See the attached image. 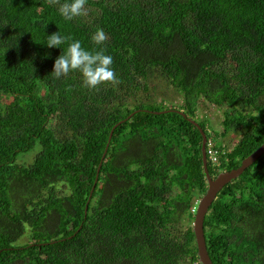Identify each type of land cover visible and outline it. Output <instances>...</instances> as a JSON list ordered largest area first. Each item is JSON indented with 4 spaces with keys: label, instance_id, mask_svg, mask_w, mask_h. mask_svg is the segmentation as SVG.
<instances>
[{
    "label": "trees",
    "instance_id": "obj_1",
    "mask_svg": "<svg viewBox=\"0 0 264 264\" xmlns=\"http://www.w3.org/2000/svg\"><path fill=\"white\" fill-rule=\"evenodd\" d=\"M58 6L0 0V264H201L191 207L207 188L203 136L188 117L216 148L243 127L220 170L264 143V0H87L70 21ZM57 30L103 47L118 82L52 77L61 50L43 42ZM157 75L181 106L140 93ZM200 99L222 109L214 136ZM171 108L186 116L154 112ZM35 147L32 163L16 161ZM204 230L214 264H264V154L219 193Z\"/></svg>",
    "mask_w": 264,
    "mask_h": 264
},
{
    "label": "clouds",
    "instance_id": "obj_2",
    "mask_svg": "<svg viewBox=\"0 0 264 264\" xmlns=\"http://www.w3.org/2000/svg\"><path fill=\"white\" fill-rule=\"evenodd\" d=\"M86 3H87V0H58L59 6H58L57 11L61 17H63L65 20L70 21L75 17H79V16L86 14V9H85ZM105 39H106L105 33H104L103 29H100V28H97L96 31L94 33H92L90 36L91 42L95 45H102L103 42L105 41ZM43 44L49 48H59L61 50L60 54L57 55L53 61L52 69L50 72L52 77L59 79L61 77L67 76L70 72H78L80 74V77H81L82 85L89 88V89H94L98 85H101L105 82H110V83L118 82V78H117V76L114 72V69L112 67L113 57L110 54H107L103 47L86 48V47L82 46L81 41L79 39H73L70 36H66V35L62 34L58 30L54 31L50 34H47ZM164 102L166 104H168L167 101H164ZM171 109H176V108H171ZM161 111H163V110H161ZM157 113H162V112H157ZM224 146H225V144H223L222 148H216L213 145V143H211V141L208 142V139H207L206 152H207L208 164H211L217 170H220V166H221L220 158L226 152L225 148H227V147L225 146V148H224ZM210 148H214L217 150V153H216L217 159L215 161L212 159V156L209 153ZM34 149H31L28 152L21 153L22 154L21 156L31 152ZM19 156H20V154L17 156L16 161L20 164L28 165V164L33 162L36 155L34 156L33 160L31 162H28V163L19 162L18 160L21 157V156L20 157ZM105 156H106V154H105ZM18 157H19V159H18ZM104 158L102 155V159L100 162L103 163ZM208 170H209V168H208ZM223 170H225V169H223ZM223 170H220L216 175L211 174L210 171H209V173L212 176V178H215ZM98 177H99V174H98ZM205 177H206V174H205ZM234 180H236V178L231 180L230 182L226 183L218 191L217 196H216L215 200L213 201V203L218 198L219 193L229 183H231ZM206 182H207V188H208L209 183H208L207 177H206ZM96 183H97V181H96ZM207 188H206V191H207ZM206 191L204 193H206ZM204 193L201 196L197 197V199L195 200V204L191 207V211L194 213V218H195L197 208L199 206V202H200L202 196L204 195ZM89 195H90V193H89ZM91 196H92V194H91ZM91 196H90V198L88 196V201H87L86 205L89 204ZM213 203H212V205H213ZM86 205H85V207H86ZM212 205H211V207H212ZM211 207L209 208L207 214L209 213ZM87 210H88V208H87ZM85 212H87V211H85ZM204 221H205V219H204ZM193 225H194V220L192 222V226ZM204 232H205V230H204ZM205 238H206V235H205ZM195 243H196V239H195ZM196 246H197V244H196ZM197 254H198V248H197ZM199 262H200V260H199Z\"/></svg>",
    "mask_w": 264,
    "mask_h": 264
},
{
    "label": "water",
    "instance_id": "obj_3",
    "mask_svg": "<svg viewBox=\"0 0 264 264\" xmlns=\"http://www.w3.org/2000/svg\"><path fill=\"white\" fill-rule=\"evenodd\" d=\"M170 110H175V111L179 112L180 114H183L186 116V113H184L182 110H179V109H167V110H163V111H154V112H165V111H170ZM133 114H134V112L131 113L130 115H128V117L132 116ZM188 119L199 128V130L201 131V134L203 136L201 152H202V157H203L204 171H205L208 183H209L206 193H204V195L202 196V198L199 202V206L197 208L195 218H194L193 229H194V233H195V239H196V244H197V248H198V256H199L200 262L202 264H214L212 259H211L210 254L208 252V249H207V243H206L205 232H204L205 216H206L209 208L211 207L213 201L215 200L218 191L226 183H228L231 180L239 177L250 165H252L260 156H262L264 154V143L262 145H260L257 149H255L252 153H250L248 156H246L242 160L241 164L238 167L232 168L229 170H223L217 175V177L212 178V176L210 175L209 170H208V160H207V152H206L207 135H206L204 129L198 123V121H196L195 119H193L191 117H188ZM124 120L125 119L119 121V123H121ZM119 123H117L115 126H117ZM114 127L110 131L109 139H108L107 145L105 147V151L103 153V158L105 157V154H106L107 149L109 147V143H110V139L113 135ZM101 164H102V162L99 163L97 176H96L95 182L93 184V187L91 189L89 198L93 192L94 186H95L96 181L98 179V174H99V169H100ZM87 208H88V205H86L85 211H87Z\"/></svg>",
    "mask_w": 264,
    "mask_h": 264
},
{
    "label": "rangeland",
    "instance_id": "obj_4",
    "mask_svg": "<svg viewBox=\"0 0 264 264\" xmlns=\"http://www.w3.org/2000/svg\"><path fill=\"white\" fill-rule=\"evenodd\" d=\"M150 81H151L150 90L147 93L141 91L140 93L142 95L146 96L147 94H150L149 98L156 99L161 102L167 101V103H169L168 105H173V106L182 105L183 98L180 95L179 91L173 85H171L166 79L157 75L151 77ZM10 100L11 98L4 97L3 102H9ZM197 115L200 119H202L206 123L207 129L212 136L223 130L222 121L224 116L222 113V109L217 107L215 104H212L211 102L205 99H200L198 103ZM242 132H243V127L232 128L225 136L221 137L222 144H225L227 148L231 149L233 145L239 141ZM38 151H39V147H36L34 150L23 156H21L22 154H20L21 157L19 156L20 159L18 157L19 159L18 161L23 163L31 162ZM184 227L185 224L181 226V229H184ZM28 241H29V236L27 234H24L18 240L17 243L23 244Z\"/></svg>",
    "mask_w": 264,
    "mask_h": 264
},
{
    "label": "built area",
    "instance_id": "obj_5",
    "mask_svg": "<svg viewBox=\"0 0 264 264\" xmlns=\"http://www.w3.org/2000/svg\"><path fill=\"white\" fill-rule=\"evenodd\" d=\"M209 153L212 156V159L215 161L217 159V156H216L217 150L214 148H210Z\"/></svg>",
    "mask_w": 264,
    "mask_h": 264
}]
</instances>
